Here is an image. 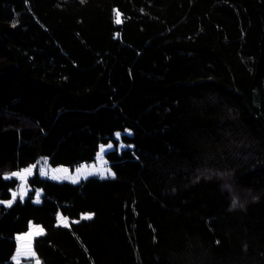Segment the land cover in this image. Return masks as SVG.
<instances>
[{
	"label": "trees",
	"instance_id": "1",
	"mask_svg": "<svg viewBox=\"0 0 264 264\" xmlns=\"http://www.w3.org/2000/svg\"><path fill=\"white\" fill-rule=\"evenodd\" d=\"M31 221L42 264H264V0H0V264Z\"/></svg>",
	"mask_w": 264,
	"mask_h": 264
},
{
	"label": "rangeland",
	"instance_id": "2",
	"mask_svg": "<svg viewBox=\"0 0 264 264\" xmlns=\"http://www.w3.org/2000/svg\"><path fill=\"white\" fill-rule=\"evenodd\" d=\"M119 22L122 20L121 13H118ZM130 130H128L129 132ZM119 134V135H118ZM121 132L116 134V137L120 138ZM120 147L125 146L123 142H120ZM114 142H110L107 144H102L97 155L96 159L92 162H83L75 167H70L67 165H59L53 167L50 165L47 157H42L39 160L40 165L44 168L45 172L43 175L46 177L53 178L59 181H70V182H79L82 179L88 178L92 175L97 176H110L114 175V171L111 168L109 161L106 157V151L110 148H114ZM28 167V168H27ZM24 167L20 170L11 172L6 174L7 177H17L19 180V184L16 189L12 192V198L5 200L4 202L8 205L13 204L18 198H25L28 185V172L31 169V165ZM110 172V174H108ZM36 200L39 201V195L36 196ZM92 212H84L82 217H90L92 216ZM58 222L59 224L68 225L69 219L64 216L62 213L58 214ZM45 231L44 227L32 221L30 223L29 229L27 231L18 233L16 235L17 240V248L14 252L13 259L16 264H21L25 261L31 262V264H42L40 258L37 256V253L34 248V239L38 235L42 234Z\"/></svg>",
	"mask_w": 264,
	"mask_h": 264
},
{
	"label": "crops",
	"instance_id": "3",
	"mask_svg": "<svg viewBox=\"0 0 264 264\" xmlns=\"http://www.w3.org/2000/svg\"><path fill=\"white\" fill-rule=\"evenodd\" d=\"M110 149H112V148H110ZM110 149H108V150H110ZM107 150V151H108ZM106 151V152H107ZM90 162H92V161H90ZM110 164V163H109ZM30 166V165H29ZM35 167H36V165L35 164H31V169L29 170V172H28V177L31 175V174H33V172L35 171ZM40 167H41V172H42V174H44L45 172L43 171V167L40 165ZM28 168V167H27ZM30 190V186L28 187V189H27V193H26V196H27V194H28V191ZM25 196V197H26ZM22 199H24V198H22ZM5 203V202H4ZM6 204V203H5ZM6 205H8V204H6ZM32 222V221H31ZM30 222V223H31ZM24 263V262H23ZM23 263H21V264H23Z\"/></svg>",
	"mask_w": 264,
	"mask_h": 264
},
{
	"label": "snow or ice",
	"instance_id": "4",
	"mask_svg": "<svg viewBox=\"0 0 264 264\" xmlns=\"http://www.w3.org/2000/svg\"><path fill=\"white\" fill-rule=\"evenodd\" d=\"M117 22H119V20H117ZM118 135H119V134H118ZM108 174H110V172H109ZM235 203H236V202H235V201H233V205H234V206H235Z\"/></svg>",
	"mask_w": 264,
	"mask_h": 264
}]
</instances>
